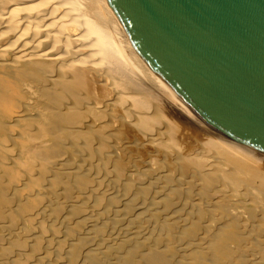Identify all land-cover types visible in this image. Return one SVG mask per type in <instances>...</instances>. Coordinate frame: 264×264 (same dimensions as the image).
Instances as JSON below:
<instances>
[{"label":"bare ground","instance_id":"6f19581e","mask_svg":"<svg viewBox=\"0 0 264 264\" xmlns=\"http://www.w3.org/2000/svg\"><path fill=\"white\" fill-rule=\"evenodd\" d=\"M0 264H264V152L182 101L108 0H0Z\"/></svg>","mask_w":264,"mask_h":264},{"label":"water","instance_id":"95a60500","mask_svg":"<svg viewBox=\"0 0 264 264\" xmlns=\"http://www.w3.org/2000/svg\"><path fill=\"white\" fill-rule=\"evenodd\" d=\"M142 58L207 125L264 152V0H108Z\"/></svg>","mask_w":264,"mask_h":264},{"label":"rangeland","instance_id":"374dc122","mask_svg":"<svg viewBox=\"0 0 264 264\" xmlns=\"http://www.w3.org/2000/svg\"><path fill=\"white\" fill-rule=\"evenodd\" d=\"M170 120L172 121V119H170ZM173 121H174V120H173ZM184 128H185V127H184ZM185 129H186V130H185ZM185 129L183 130V132L185 131L184 134H185V135L190 134V135H188V136H190V138L188 137L187 140H186V138L184 139V140L186 141L187 145H192V144H193V142H191V139H192L191 137H193L194 135H195L194 137L196 138L195 141L193 140L194 143H195V145H197L198 143L204 141V137H206V136H204V137H203L202 135L199 136L200 133H199L197 130H194V128H193L192 126H190V127H186ZM188 129H189V130H188ZM187 130H188V131H187ZM194 133H196V134H194ZM184 134H183V135H184ZM191 135H192V136H191ZM196 136L198 137L199 140L197 139ZM184 137H186V136H184ZM199 137H200V138H199ZM201 138H202V139H201ZM187 141H189V142H187ZM196 141H197V142H196ZM199 141H200V142H199ZM196 143H197V144H196ZM200 144H201V143H200ZM200 144L197 145V146H199V147H197V148H200ZM195 145H194V146H195Z\"/></svg>","mask_w":264,"mask_h":264}]
</instances>
